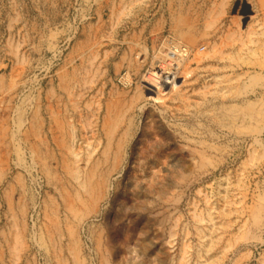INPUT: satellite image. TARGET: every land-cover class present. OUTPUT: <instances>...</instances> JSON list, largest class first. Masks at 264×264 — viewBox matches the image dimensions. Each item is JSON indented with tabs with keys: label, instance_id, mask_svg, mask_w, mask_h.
I'll use <instances>...</instances> for the list:
<instances>
[{
	"label": "rangeland",
	"instance_id": "1",
	"mask_svg": "<svg viewBox=\"0 0 264 264\" xmlns=\"http://www.w3.org/2000/svg\"><path fill=\"white\" fill-rule=\"evenodd\" d=\"M154 37L211 59L191 62L182 97L168 86L147 98L152 55L141 74L127 66ZM94 48L92 79L81 62ZM237 50L241 89L224 80ZM67 81L82 109L136 100L125 136L84 127L97 112L75 119L81 160L53 145ZM231 86L242 103L212 98ZM0 114V264H264V0H0Z\"/></svg>",
	"mask_w": 264,
	"mask_h": 264
},
{
	"label": "bare ground",
	"instance_id": "2",
	"mask_svg": "<svg viewBox=\"0 0 264 264\" xmlns=\"http://www.w3.org/2000/svg\"><path fill=\"white\" fill-rule=\"evenodd\" d=\"M221 11L223 7V3L219 4ZM243 7V6H242ZM244 8V7H243ZM242 8V9H243ZM112 9V8H111ZM220 11V13H221ZM219 13V14H220ZM224 13H226L224 11ZM115 16V15H114ZM246 19L245 18H237V17H233L231 22L234 23L235 25H237L239 28L240 26H242L245 23ZM179 32V31H178ZM182 33V32H181ZM241 34V33H240ZM184 35V34H183ZM181 35V36H183ZM181 38V37H180ZM241 44H244V40L242 35H239ZM155 37L153 38V42L151 43L150 48L147 47L146 44H144L142 47H139L140 49V57L142 58L141 61H135L132 60L131 58H124L127 61V66L129 67L130 70H132L135 73L141 74V70H142V66L143 64H145L147 61L150 60V55H152V65L150 70L142 77V81L144 82V85L142 86V89H144L146 91V96L148 99H153V100H159L163 93V89L170 86L171 88V92H173L174 95H177L179 97L183 96V92L181 91L183 89V86H186L185 83H187V78L191 77V70L189 69L190 65L192 64L191 62L194 61L195 63H199L202 62L201 65V69L202 68H206V63L210 62L211 59H207L204 60L205 57L207 55L204 56L198 54L197 52H194L192 54V49L190 48V46H192L191 44L187 43L184 46L185 47H180L178 45H173L171 46L170 44H163L162 46H160L157 41L158 38H156V40H154ZM138 41V40H137ZM152 41V40H151ZM188 41V40H187ZM136 43H140V42H136ZM253 43H257L256 40L253 41ZM167 46L166 48L164 46ZM100 45H98L97 43V48ZM160 46V47H159ZM97 48H94L93 51L90 52V55L93 57L91 59H89V57H85L83 58L82 62H81V68H85L86 75H91L92 74V79H94L93 77L95 76L96 70L99 69L98 66H96L95 64V60H96V56H97ZM199 49H201V47H198ZM232 48H236L239 49V47L237 45H232ZM191 50V51H190ZM239 52L237 51H233V54L231 55V61H235V63H232L231 61L224 66V68H230L231 73H226L224 76V80L228 82V85H234L237 84V88L240 87L239 89H241V87L244 85L243 83V76L245 74L244 69H246L247 65V57L245 56H240L238 55L236 57L235 53ZM108 57V56H107ZM224 58V56H223ZM105 60V59H104ZM228 60V58H227ZM240 61V62H239ZM104 62V61H103ZM106 63V62H105ZM226 63V62H225ZM219 68V67H217ZM216 68V69H217ZM129 70V71H130ZM99 74V73H98ZM131 73H127L126 78H124V82L125 83H130L131 79L129 78ZM219 75H215L214 78H218ZM90 76H84L81 77L76 80L77 84L83 85L84 83H88L90 84L92 82V80L89 81ZM10 82V80H9ZM14 85H15V81L13 80ZM218 82V81H217ZM216 82V83H217ZM221 83H224V81H222ZM13 84V83H12ZM218 84V83H217ZM8 86V84H7ZM13 86V85H12ZM208 88L211 86L209 83L207 85H205V87ZM9 87V86H8ZM7 87V88H8ZM136 87V86H135ZM139 87V86H138ZM219 86H215L212 89L218 88ZM234 86H231L230 88H228L225 92H221V89L219 88L217 90V92H212L213 99H217L218 101L220 100L221 104L223 105L224 103L227 102H232L231 99H233L235 101L234 104L237 103H242L243 100L239 99L240 97L236 96L233 94L234 91H232V88ZM6 88V89H7ZM12 88V87H10ZM65 88V87H64ZM66 88H67V97L68 100H66L65 105V110L67 111V113L65 114V117L60 116V110L58 109V98H60L57 94L54 95L55 98V102H56V106L55 109H53V126L52 129L53 130V141H54V149H55V153L58 157H56L58 160H69L70 156L72 157V160H81L82 158L79 156V151H77L76 149H73V146L71 145V140H73L74 134L73 131L75 130V125H74V121L76 118H81V120L85 121V116L83 113H86L88 110H90V113L97 112V113H92L91 116V120H89L88 126L83 125L84 127H96L97 126V122L100 121L102 124V127H104V130H107V133L111 136V135H122L125 136L126 135V131L127 129H124L123 127L126 126H132V117H130V115H132L134 108L135 107V99L129 100V102L124 101L123 99H119L117 98L116 100L112 101L111 103L108 104H104L102 106L99 105V103H97L96 99H91L90 103L86 102L87 107H85V109L83 110L81 108V102L78 100L79 98H81L82 94L78 93L76 95V92H73L72 88L68 85V81L66 84ZM9 89V88H8ZM209 91V90H207ZM221 92V93H218ZM8 95V94H7ZM6 96V95H5ZM74 97V98H73ZM71 98V99H70ZM70 99V100H69ZM9 100V99H8ZM162 100V99H161ZM241 100V101H240ZM50 101V100H49ZM68 101V102H67ZM96 101V102H95ZM6 102V101H5ZM39 102V101H38ZM54 102V101H53ZM95 102L97 107L93 108L91 107V103ZM206 102V101H205ZM51 103V102H49ZM48 103V104H49ZM61 103V101H60ZM208 103V102H207ZM9 104V103H8ZM38 104V103H37ZM41 104V103H40ZM52 104V103H51ZM165 105V104H164ZM208 105V104H207ZM38 105H36L37 107ZM40 106V105H39ZM49 106V105H48ZM211 106V105H210ZM209 106V107H210ZM225 109H228V106L224 105ZM232 106V105H230ZM4 107V106H3ZM7 107V106H6ZM9 108V106L7 107ZM38 108V107H37ZM40 108V107H39ZM50 108V106H49ZM63 108V107H62ZM100 109H102L100 111ZM210 109V108H209ZM5 110V109H4ZM3 110V111H4ZM43 110V109H42ZM82 110V111H81ZM2 111V112H3ZM36 111V110H34ZM65 111V112H66ZM38 112V111H36ZM63 112V111H62ZM8 113V112H7ZM35 113V112H34ZM32 113V114H34ZM52 113V111H51ZM163 113V112H162ZM10 114V113H9ZM8 114V115H9ZM38 114V113H37ZM43 114V113H42ZM101 114V116H100ZM1 115V114H0ZM7 115V116H8ZM27 115V114H26ZM35 115V114H34ZM33 115V116H34ZM39 115V114H38ZM52 116V115H50ZM241 122L245 121V116L241 115ZM5 117V116H4ZM25 117V116H24ZM38 117V116H37ZM96 117V118H95ZM230 117V115H229ZM228 117V118H229ZM6 118V117H5ZM23 118V117H22ZM31 118V117H30ZM36 118V115H35ZM40 118V116H39ZM52 118V117H51ZM228 118H226V115L223 114V120L224 121V125H228L232 120H227ZM28 119V118H27ZM34 120V118H33ZM38 120V119H37ZM42 120V119H41ZM40 120V122H41ZM26 121V119H25ZM235 121V120H234ZM233 121V122H234ZM30 122V121H29ZM28 122V123H29ZM233 122H231L233 124ZM246 122V121H245ZM23 123V122H22ZM21 123V124H22ZM34 122H31V124ZM37 124V123H36ZM44 123H42L43 125ZM168 124V122H167ZM34 125V124H33ZM32 125V126H33ZM38 128L40 127V124H38ZM166 125V124H165ZM3 125H1L2 127ZM20 127V126H19ZM160 127V129L162 130L160 135L165 136V137H174L172 136V133L167 132L164 130V127L162 126H158ZM174 127V126H173ZM4 128V127H3ZM7 128V127H6ZM37 129V128H36ZM19 130V129H18ZM32 131L34 129H31ZM50 130V129H49ZM1 131V130H0ZM28 131V130H27ZM37 131V130H35ZM40 131V130H39ZM52 131V130H51ZM125 131V132H124ZM1 134V133H0ZM36 134V133H35ZM34 134V136H35ZM39 134V133H38ZM45 134V133H43ZM229 134V132H228ZM13 135V133H12ZM27 135V134H26ZM37 135V134H36ZM46 135V134H45ZM52 135V136H53ZM11 137V135H10ZM13 137V136H12ZM11 137V138H12ZM28 137V136H27ZM26 137V138H27ZM40 138V136H38ZM43 137V136H42ZM41 137V138H42ZM22 138V137H21ZM31 138V137H30ZM37 138V137H36ZM37 138V139H39ZM46 138V137H45ZM52 138V137H51ZM70 139V140H66V139ZM13 139V138H12ZM15 139V138H14ZM18 139V138H17ZM25 139V138H23ZM34 139V138H33ZM16 140V139H15ZM32 140V139H31ZM9 141V140H8ZM25 141V140H24ZM30 141V140H29ZM44 141V140H43ZM10 142V141H9ZM67 143H70L69 145ZM154 144V143H153ZM3 145V144H2ZM31 145V144H30ZM120 145V144H119ZM126 142L123 143V147H125ZM164 145V143H163ZM6 145L4 144V147ZM14 146V145H13ZM42 146V145H41ZM121 146V145H120ZM7 147V146H6ZM149 147V146H148ZM3 148V146H2ZM29 148V147H28ZM32 148V147H31ZM7 149V148H6ZM30 149V148H29ZM63 149H67L69 150V152L65 151L63 152ZM156 149V148H155ZM31 150V149H30ZM118 150H120V148H118ZM162 150V149H161ZM7 151V150H6ZM4 151V152H6ZM14 151V150H13ZM51 151V150H50ZM147 151V150H146ZM11 152V150H10ZM1 153V152H0ZM3 153V152H2ZM1 153V154H2ZM8 153V152H7ZM33 152H31L32 154ZM35 153V151H34ZM47 153V152H45ZM38 154V153H37ZM91 154V153H89ZM3 155V154H2ZM6 155V154H5ZM36 154H34L35 156ZM70 155V156H69ZM4 156V155H3ZM32 156V155H31ZM47 156V155H46ZM79 156V159H78ZM5 157V156H4ZM6 159H8V157H6ZM38 159V158H37ZM1 160V159H0ZM40 160V159H39ZM41 160H43L41 158ZM146 160V159H145ZM5 161V160H4ZM7 161V160H6ZM46 161V159H45ZM37 162V161H36ZM6 163V162H5ZM39 163V161H38ZM44 163V162H43ZM39 165V164H38ZM43 166V165H41ZM45 167V166H44ZM67 169V167H66ZM1 170V169H0ZM40 172V171H39ZM73 172V171H71ZM92 172V171H91ZM45 173V172H44ZM78 173V172H77ZM46 176V174H45ZM86 177V176H85ZM85 182V181H84ZM74 183V182H73ZM81 183V182H80ZM80 186V184H79ZM87 186V185H86ZM74 187V186H73ZM81 187V186H80ZM62 188V187H61ZM78 188V187H77ZM79 189V188H78ZM74 191V190H73ZM75 192V191H74ZM90 194V193H89ZM75 195V194H74ZM77 197V195H76ZM66 198V197H65ZM71 198V197H69ZM80 198V196H79ZM83 198V197H82ZM54 199V198H53ZM72 199V198H71ZM51 200V199H50ZM68 200V199H67ZM54 201V200H53ZM72 201V200H71ZM65 202V201H64ZM66 203L69 204V201ZM74 204V202H72ZM67 204V205H68ZM72 204V205H73ZM53 205V204H52ZM71 204H69L70 206ZM84 206V205H83ZM91 206V205H90ZM55 207V206H54ZM44 208V207H43ZM71 208V206H70ZM39 209V208H38ZM56 210V208H54ZM50 210V208H49ZM71 210V209H70ZM76 210V208H75ZM79 210V208H78ZM67 211V210H66ZM41 212V210H40ZM46 212V211H45ZM68 212V211H67ZM73 212V211H72ZM48 213V212H47ZM57 213V212H56ZM75 213V212H74ZM44 214V213H43ZM50 215V214H49ZM57 215V214H56ZM42 216V215H41ZM79 216V215H78ZM68 217V216H67ZM52 217L50 216V219ZM44 219V218H43ZM49 219V217H48ZM54 220V219H53ZM65 221V220H64ZM56 223V222H55ZM64 223V222H63ZM48 224V223H47ZM50 224V222H49ZM52 224V223H51ZM50 224V225H51ZM60 224V223H59ZM65 224V223H64ZM57 225V224H56ZM66 227V225H65ZM52 228V227H50ZM62 228V227H60ZM56 229V228H55ZM62 230V229H60ZM54 231V228H53ZM52 231V232H53ZM61 234V233H60ZM64 234V233H63ZM50 235V234H49ZM58 235V233H57ZM62 235V234H61ZM71 235V234H69ZM48 236V235H47ZM60 236V235H59ZM46 237V236H45ZM56 237V236H55ZM70 238V236H69ZM50 239V238H49ZM59 239V238H58ZM56 241V240H55ZM73 241H71L72 243ZM72 245V244H71ZM73 246V245H72ZM77 247V246H76ZM105 258V257H103ZM79 259V257H78Z\"/></svg>",
	"mask_w": 264,
	"mask_h": 264
}]
</instances>
